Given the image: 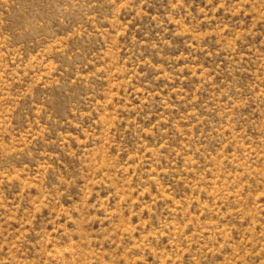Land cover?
<instances>
[{"label":"rangeland","instance_id":"1","mask_svg":"<svg viewBox=\"0 0 264 264\" xmlns=\"http://www.w3.org/2000/svg\"><path fill=\"white\" fill-rule=\"evenodd\" d=\"M0 264H264V0H0Z\"/></svg>","mask_w":264,"mask_h":264}]
</instances>
